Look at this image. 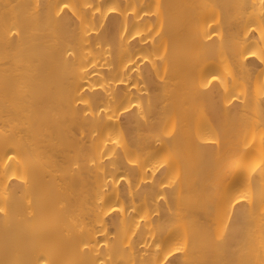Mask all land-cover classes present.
<instances>
[{
    "label": "bare ground",
    "instance_id": "obj_1",
    "mask_svg": "<svg viewBox=\"0 0 264 264\" xmlns=\"http://www.w3.org/2000/svg\"><path fill=\"white\" fill-rule=\"evenodd\" d=\"M0 264H264V0H0Z\"/></svg>",
    "mask_w": 264,
    "mask_h": 264
}]
</instances>
